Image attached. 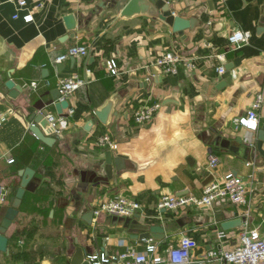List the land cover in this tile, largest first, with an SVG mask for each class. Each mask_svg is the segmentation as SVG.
<instances>
[{
	"label": "crops",
	"instance_id": "crops-1",
	"mask_svg": "<svg viewBox=\"0 0 264 264\" xmlns=\"http://www.w3.org/2000/svg\"><path fill=\"white\" fill-rule=\"evenodd\" d=\"M26 1L20 7L19 0H0V81L12 79L22 87L17 98L0 92V116H6L0 149L16 159L0 160V184L10 191L9 203L0 204V225L21 184L20 171L31 167L35 174L5 232L9 250L0 251V264H71L77 244L86 255L144 250L148 241L128 238L111 215L94 216L92 223L84 219L102 200L117 195L138 201L139 212L164 228L165 238L156 241L164 255L184 234L197 240V258L212 248L231 249L243 230L246 205L220 199L202 208H158L163 195H200L208 183L206 171L215 179L229 171L248 180L254 174L248 183L249 226L264 227V157L252 149L258 131L234 123L258 93L264 94V0H170L175 15L195 20L184 35L174 32L154 5L123 16L110 6L114 0ZM29 12L34 19L26 22ZM72 13L77 16L74 37L64 19ZM236 29L251 32L248 43H230ZM73 45L88 46L89 54L57 61ZM169 50L194 58L197 69L181 65L178 74L162 73L155 60ZM110 58L119 64L117 76L109 73ZM222 64L224 73L231 67L230 83L220 81ZM74 73L87 82L58 115L53 92L60 78ZM156 102L162 107L155 119L136 123L137 110ZM107 107V122L91 123L95 111ZM43 110L67 119L51 134L53 145L31 131L34 116ZM260 116L262 125L264 103ZM102 135L118 143L109 150L125 157L122 171L113 163L112 178L103 166L107 148L97 145ZM211 153L220 158L214 169L209 168ZM227 221L232 226L225 229ZM221 230L227 235L218 238Z\"/></svg>",
	"mask_w": 264,
	"mask_h": 264
},
{
	"label": "built area",
	"instance_id": "built-area-1",
	"mask_svg": "<svg viewBox=\"0 0 264 264\" xmlns=\"http://www.w3.org/2000/svg\"><path fill=\"white\" fill-rule=\"evenodd\" d=\"M27 5L26 0H19V6ZM39 4L37 7H41ZM17 16V15H16ZM34 19L31 12L24 16L26 22ZM251 38V32L248 30L236 29L229 35V41L233 45L248 43ZM89 54L88 46L73 45L67 52L57 58L61 62L70 56L85 57ZM181 65L191 71L197 69L198 64L194 58L185 57L175 51H166L160 54L155 60V66L165 74H178ZM107 67L112 76H117L120 67L115 58L107 60ZM219 73L226 71L222 64L217 67ZM79 73H74L68 77L60 78L58 89L60 90V101L67 100L76 90L86 84ZM37 82L33 81L32 86ZM264 103V94L258 93L251 107L241 116L234 120L235 127L240 126L257 132L261 126L260 110ZM162 107L160 102L142 105L135 114V121L138 124L152 122ZM72 113V109L70 112ZM6 120V116H0V125ZM47 120L49 128L53 133L60 132L61 128L67 123L66 118H58L48 114ZM97 145L109 149H117L118 143L110 135H102L97 140ZM6 159L9 163L16 161L15 157L8 151L0 149V160ZM220 162V158L215 153L209 155V168L214 169ZM250 162L248 163V165ZM254 174H250L249 180L245 177L235 174L233 171L227 172L223 177L214 179L207 183L200 195H163L158 202L160 210H178L188 206L208 207L213 205L217 200L228 199L235 205H246L248 208L244 212L246 217L243 230L241 231L238 243L231 249L212 248L199 258L193 255V249L198 246V242L192 236L184 234L180 244L173 247L164 255L160 252L156 241L148 239L144 250L138 251L133 247H128L124 251L117 253H108L105 251H95L86 255L90 264H264V227L249 226L250 205L248 204V183L254 180ZM9 188L6 184H0V204L9 203ZM142 208V205L128 196L117 195L111 199L102 200L94 209L95 218L101 215H116L130 217L134 216ZM226 231L218 232V238L225 237Z\"/></svg>",
	"mask_w": 264,
	"mask_h": 264
},
{
	"label": "water",
	"instance_id": "water-1",
	"mask_svg": "<svg viewBox=\"0 0 264 264\" xmlns=\"http://www.w3.org/2000/svg\"><path fill=\"white\" fill-rule=\"evenodd\" d=\"M142 0H114L113 3L110 4L111 7L115 8L118 12H120L123 16H130L135 13H145L150 10V5H154L157 9L160 10L159 17L166 21L172 30L180 35H184V31L186 29L192 28L195 26V20L191 18H185L182 15H175L173 10L170 7V0H148L145 5L139 7V3ZM65 21L68 29L71 31L70 37L75 36V30L77 27V16L76 14H68L65 16ZM230 68H227V72L224 73L220 81L230 83L231 75ZM226 85V84H225ZM22 91V87L17 85L16 82L12 79L1 80L0 81V92L4 95H8L11 98H17ZM53 98L55 101V107L57 109L58 115H63L64 110L69 108L70 102L69 100L60 101V90L57 88V91L53 92ZM49 112L47 110H43L39 113V115L34 116V123L31 126V131L36 135L38 139L46 143L47 145H53L56 141V138L53 137L52 129L49 128L47 115ZM109 114V107L95 111V117L92 118L91 123H97L101 121L103 123L107 122V117ZM48 124V128L42 129L44 125ZM239 142H243L241 137L238 138ZM246 147V146H245ZM247 148V147H246ZM251 148V147H250ZM254 152L258 153V158L264 157V122L258 130L257 141L252 146ZM105 152V161L104 168L110 178L113 177V163L116 164V170L122 171L125 168V157L122 154L115 153L108 148ZM237 174L236 172H234ZM22 175L21 184L18 187L16 194L11 199V204L7 208L4 218L2 219L0 225V251L7 252L9 250V239L5 235L8 227L12 224L13 220L16 218L20 205L22 203L23 197L26 192V188L30 181L32 180L35 171L31 167H26L20 171ZM205 175L209 177L208 183L215 179V174L210 173V171H206ZM169 211V210H163ZM95 213L94 210H91L85 214L84 219L88 223H92L94 219ZM111 220L115 223V225H119L120 227H124L128 232V238L136 240V241H145L152 238L154 241L162 240L165 238L164 228L161 225L153 224L150 222L149 218L143 216L142 213L138 212L134 216L125 217V216H116L111 215ZM241 221V219H240ZM225 229H228L232 226L231 221L224 222L222 225ZM71 264H90L89 260L86 259V251L85 249L77 244V249L75 254L72 256Z\"/></svg>",
	"mask_w": 264,
	"mask_h": 264
}]
</instances>
